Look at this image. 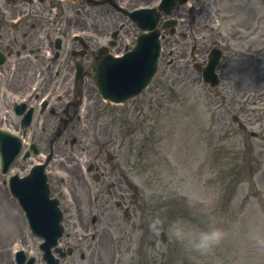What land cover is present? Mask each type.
I'll return each instance as SVG.
<instances>
[{
  "label": "rangeland",
  "instance_id": "obj_1",
  "mask_svg": "<svg viewBox=\"0 0 264 264\" xmlns=\"http://www.w3.org/2000/svg\"><path fill=\"white\" fill-rule=\"evenodd\" d=\"M166 72L176 74L179 69L167 67ZM159 78L161 75L157 81H160ZM170 82V78H167L164 83L166 90L162 101H158V95L152 101V107L156 111L147 108L143 113L145 123L135 127L134 153L146 143L148 147L144 154L147 159L151 156L161 157L164 162L162 170L166 183L165 194L184 198L191 206V214L196 211L204 214L207 223L204 229L208 227L209 221L210 224L224 228L228 232L224 242L234 233L246 237L245 232L250 228L255 231L264 229V174L254 171L249 178L251 170L247 169L248 173H245V179L241 181L239 176L225 177V173H222L227 171L226 160H229L231 167L234 153H241L243 150L244 133L231 120L233 113H239L236 104L238 94L229 95L233 97L229 107L227 96L203 89L200 83L195 90L190 85L187 88L181 85V80H175V85ZM157 86L159 85H151L152 88ZM89 105L87 115L92 118L97 119L104 113L103 108H96L95 103L89 102ZM128 106V102L114 106L115 109H109L105 117L113 118ZM139 114L140 111L136 110L135 115ZM252 128L256 130V127ZM140 137L146 139V142L141 141ZM248 140L254 148L256 140ZM217 148L222 151V156ZM134 161H138L137 157ZM143 181L144 177L139 174V169L134 168V183L142 187ZM235 182V194L231 199L230 189ZM223 204L227 205L225 212L220 209ZM181 222L189 229H200L194 223ZM170 229L171 227L167 230L171 233ZM180 243L179 257L182 264H241L247 259H251L252 264H264V250L254 247L252 242L246 244V238L240 243L243 245L239 247V244L229 252L216 248L206 255L192 250L190 253L188 246ZM227 244L230 246V241ZM223 248L226 249V246Z\"/></svg>",
  "mask_w": 264,
  "mask_h": 264
},
{
  "label": "clouds",
  "instance_id": "obj_2",
  "mask_svg": "<svg viewBox=\"0 0 264 264\" xmlns=\"http://www.w3.org/2000/svg\"><path fill=\"white\" fill-rule=\"evenodd\" d=\"M156 223H160L159 220ZM171 234L179 242L185 243L192 251L206 255L218 247L228 236V232L215 224L206 229H189L181 221L171 225ZM254 247L264 250V229L250 235Z\"/></svg>",
  "mask_w": 264,
  "mask_h": 264
}]
</instances>
